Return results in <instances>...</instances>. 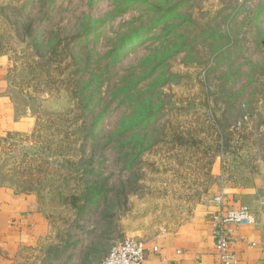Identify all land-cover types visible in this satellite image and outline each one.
Instances as JSON below:
<instances>
[{"label": "rangeland", "instance_id": "obj_1", "mask_svg": "<svg viewBox=\"0 0 264 264\" xmlns=\"http://www.w3.org/2000/svg\"><path fill=\"white\" fill-rule=\"evenodd\" d=\"M0 52L36 118L0 179L52 221L17 264H100L264 169V0H0Z\"/></svg>", "mask_w": 264, "mask_h": 264}, {"label": "crops", "instance_id": "obj_2", "mask_svg": "<svg viewBox=\"0 0 264 264\" xmlns=\"http://www.w3.org/2000/svg\"><path fill=\"white\" fill-rule=\"evenodd\" d=\"M36 118L23 112L16 102L10 78V62L0 52V145L11 136L33 132ZM214 172L218 179L220 162ZM222 196V202L216 198ZM211 199L177 228L152 236H135L144 241V264H218L215 244L216 217L246 206L253 222L232 228L229 252L233 264H264V169L249 179L217 180ZM52 221L38 196L22 191L0 179V264H17L27 253L36 251L49 239Z\"/></svg>", "mask_w": 264, "mask_h": 264}, {"label": "built area", "instance_id": "obj_3", "mask_svg": "<svg viewBox=\"0 0 264 264\" xmlns=\"http://www.w3.org/2000/svg\"><path fill=\"white\" fill-rule=\"evenodd\" d=\"M216 202H222V196L216 198ZM217 229L215 231V244L219 253L218 264H233L234 257L230 254L231 227L239 228L242 225L253 222L251 210L242 206L238 209L227 210L215 219ZM147 251L144 241L138 237H127L114 243L100 264H144Z\"/></svg>", "mask_w": 264, "mask_h": 264}]
</instances>
